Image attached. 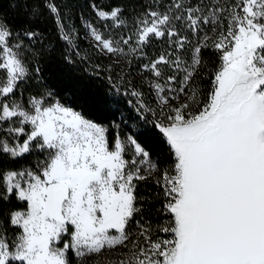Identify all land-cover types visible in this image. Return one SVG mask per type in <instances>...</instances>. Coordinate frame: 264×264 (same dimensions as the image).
<instances>
[{
    "label": "snow or ice",
    "instance_id": "obj_1",
    "mask_svg": "<svg viewBox=\"0 0 264 264\" xmlns=\"http://www.w3.org/2000/svg\"><path fill=\"white\" fill-rule=\"evenodd\" d=\"M88 7L43 4L68 64L82 39L112 57L120 123L62 102L54 45L0 18V264H264V0Z\"/></svg>",
    "mask_w": 264,
    "mask_h": 264
},
{
    "label": "trees",
    "instance_id": "obj_2",
    "mask_svg": "<svg viewBox=\"0 0 264 264\" xmlns=\"http://www.w3.org/2000/svg\"><path fill=\"white\" fill-rule=\"evenodd\" d=\"M55 2L62 12L67 6L76 20L77 27L80 26L78 19L80 12H83L86 17H94L91 8L88 7L90 2L105 6L120 5L125 9L124 16L128 18L131 16L132 9L139 7L140 4V0H55ZM43 4L44 0H0V18L6 20L13 28L37 29L45 37V44L54 45L52 53L43 61V74L47 85L53 88L60 98H64L85 116L98 122L120 123L122 110L128 115L131 114L125 98L120 97L118 101L114 100L115 93L107 83L105 72H101L99 77L93 74L94 65H100L101 68L106 69L112 64V57L99 54L86 39H82L79 41V49L81 56L87 58L80 59L74 55L73 63L68 64L62 55L63 46L56 35L55 24L51 15L43 8ZM33 6L40 8V15H30ZM82 32L83 29H81ZM121 71V67L114 66L113 77L116 78ZM114 103L116 107L112 106ZM142 130L146 133L142 142L154 147L151 128L145 126ZM24 162L20 161V163ZM142 193L149 195V192L143 188Z\"/></svg>",
    "mask_w": 264,
    "mask_h": 264
},
{
    "label": "rangeland",
    "instance_id": "obj_3",
    "mask_svg": "<svg viewBox=\"0 0 264 264\" xmlns=\"http://www.w3.org/2000/svg\"><path fill=\"white\" fill-rule=\"evenodd\" d=\"M88 18H91V17H88ZM61 100H62V102H64L65 104L71 106V105L69 104V102H68L67 100H65L64 98H61ZM71 107H73V106H71ZM73 108H74V107H73ZM74 109H76V108H74ZM76 110H78V109H76ZM78 111H79V110H78ZM86 117H88V116H86ZM88 118H90V117H88ZM90 119H92V118H90Z\"/></svg>",
    "mask_w": 264,
    "mask_h": 264
}]
</instances>
